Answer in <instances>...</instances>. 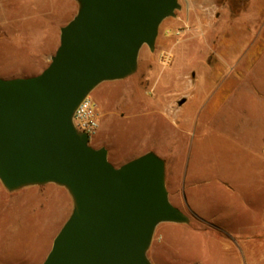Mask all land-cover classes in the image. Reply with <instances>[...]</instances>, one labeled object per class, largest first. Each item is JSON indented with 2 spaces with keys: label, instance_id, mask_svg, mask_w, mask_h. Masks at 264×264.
Masks as SVG:
<instances>
[{
  "label": "rangeland",
  "instance_id": "374dc122",
  "mask_svg": "<svg viewBox=\"0 0 264 264\" xmlns=\"http://www.w3.org/2000/svg\"><path fill=\"white\" fill-rule=\"evenodd\" d=\"M133 74L90 92V138L121 165L155 151L188 223H158L153 264H264V0H179ZM76 0H0V77L36 75ZM182 103H180V101ZM217 103V105H216ZM72 210L49 182H0V264H41Z\"/></svg>",
  "mask_w": 264,
  "mask_h": 264
},
{
  "label": "water",
  "instance_id": "95a60500",
  "mask_svg": "<svg viewBox=\"0 0 264 264\" xmlns=\"http://www.w3.org/2000/svg\"><path fill=\"white\" fill-rule=\"evenodd\" d=\"M76 1L48 65L0 77V182L9 192L53 182L71 196L41 264H153L147 250L157 224L190 221L169 201L165 160L151 150L113 165L73 114L98 85L135 72L140 48L153 50L158 27L180 3Z\"/></svg>",
  "mask_w": 264,
  "mask_h": 264
},
{
  "label": "built area",
  "instance_id": "2783aa9c",
  "mask_svg": "<svg viewBox=\"0 0 264 264\" xmlns=\"http://www.w3.org/2000/svg\"><path fill=\"white\" fill-rule=\"evenodd\" d=\"M99 108L95 100L87 95L73 114V121L79 131L86 132L89 139L99 128Z\"/></svg>",
  "mask_w": 264,
  "mask_h": 264
},
{
  "label": "crops",
  "instance_id": "0c3cea01",
  "mask_svg": "<svg viewBox=\"0 0 264 264\" xmlns=\"http://www.w3.org/2000/svg\"><path fill=\"white\" fill-rule=\"evenodd\" d=\"M216 105H217V103H216Z\"/></svg>",
  "mask_w": 264,
  "mask_h": 264
}]
</instances>
